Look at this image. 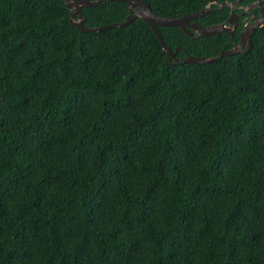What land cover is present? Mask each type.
<instances>
[{
	"label": "trees",
	"instance_id": "obj_1",
	"mask_svg": "<svg viewBox=\"0 0 264 264\" xmlns=\"http://www.w3.org/2000/svg\"><path fill=\"white\" fill-rule=\"evenodd\" d=\"M141 1L179 18L235 0ZM211 8L191 22L229 17ZM69 18L60 0H0V264H264V23L248 53L198 65L142 20ZM242 27L157 30L182 60Z\"/></svg>",
	"mask_w": 264,
	"mask_h": 264
},
{
	"label": "water",
	"instance_id": "obj_2",
	"mask_svg": "<svg viewBox=\"0 0 264 264\" xmlns=\"http://www.w3.org/2000/svg\"><path fill=\"white\" fill-rule=\"evenodd\" d=\"M63 2L65 7L70 13V23L79 31L84 33H99L103 30L110 28H123L128 25L131 21L135 19L142 20L145 22L153 31L157 41L159 42L163 52L167 57L172 58L173 64L177 63H191V64H209L221 57L232 56L236 53H248L251 48V35L252 32L261 28L264 23V18H253L256 23H248L239 34V41L233 43V48L230 50L220 52L215 57H192L186 56L184 59L179 60L175 57L176 52L179 50L176 48L171 51L163 42L157 27H178L185 32L188 36L195 35L196 38H203L212 35H217L219 33H224L232 36L237 25H238V14L234 13V9L238 8L239 4L243 0H235L234 2H224L216 3L215 1H209L208 4L200 10L199 12H194L179 18H171L160 16L149 9L147 3L141 0H60ZM102 2H120L124 3L128 8V16L121 23H115L110 25H104L97 28H85L83 23L84 20L81 16V10L86 8H93L101 4ZM259 3L264 4V0H260ZM211 5H216L219 9L229 8V17L220 24H215L212 26L201 27L191 22L192 19L201 18L213 11ZM253 6H248L249 9Z\"/></svg>",
	"mask_w": 264,
	"mask_h": 264
},
{
	"label": "flooded vegetation",
	"instance_id": "obj_3",
	"mask_svg": "<svg viewBox=\"0 0 264 264\" xmlns=\"http://www.w3.org/2000/svg\"><path fill=\"white\" fill-rule=\"evenodd\" d=\"M259 1L260 0H252V2L249 3L248 5H246L245 7L239 6L238 8H236L237 10H241V13H238L239 16L237 18V21H238V25H239V19H241V23L243 24L242 30L248 23H256L255 21H253V18H257V17L264 18V4L259 3ZM250 5L251 6L254 5V7L246 9ZM251 10H256L257 15L252 13ZM238 25H237V27H238ZM242 30H241V32H242Z\"/></svg>",
	"mask_w": 264,
	"mask_h": 264
}]
</instances>
